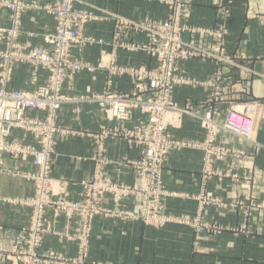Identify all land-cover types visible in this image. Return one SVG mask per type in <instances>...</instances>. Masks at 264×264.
I'll use <instances>...</instances> for the list:
<instances>
[{
  "label": "crops",
  "instance_id": "crops-1",
  "mask_svg": "<svg viewBox=\"0 0 264 264\" xmlns=\"http://www.w3.org/2000/svg\"><path fill=\"white\" fill-rule=\"evenodd\" d=\"M40 5L56 0H24ZM182 2L181 23L198 32L183 34V40L200 47L207 58H195L178 63L177 75L197 81L200 85L221 72L215 89L204 86L176 85L170 102L176 109L188 107L196 117H202L216 95L222 124L228 104H253L255 118L251 140L219 131L214 144L227 151L224 158L205 167L203 153L196 147L171 151L162 169L160 197L163 217L168 222L161 227L144 225L139 221L97 215L93 219L87 264H264V0H179ZM98 7L129 21L143 19L164 20L170 5L164 0H77L75 8ZM228 10V11H226ZM224 16V17H223ZM10 24L9 11L0 9V26ZM224 28V33L220 28ZM54 30L52 17L39 10H31L22 17L18 42L30 47H46L44 38ZM83 35L95 42L80 52L72 48V55L97 65L100 60H112L128 68L152 67L154 58L143 51H128L118 45L146 42L143 33L121 29L114 46L113 24H86ZM2 44L0 43V49ZM204 49V50H202ZM231 57L236 67L222 65L217 57ZM33 71L27 65L13 69L9 89L34 91L44 85L47 73ZM107 79L105 69L93 73L82 71L64 83L62 94L67 98L58 112L57 126L65 131L55 136L52 176L61 181L66 195L81 198V182H87L97 169L96 146L92 136L105 125L117 126L119 137L104 142L103 177L118 185L135 187L138 179L128 161L139 158V148L128 145L124 133L138 120L147 116L138 110L128 122L117 125L108 107L80 101L92 94H100ZM111 93L129 94L132 83L128 76H115ZM32 115L43 117L34 112ZM173 138L200 145L205 131L200 121L178 114L177 125L168 127ZM15 141L32 144L35 138L20 130H13ZM202 142V143H201ZM37 146V144L35 145ZM5 169L32 172V161L2 157ZM32 183L20 177L0 175V195L16 199L30 195ZM108 207L112 203L107 199ZM139 198L128 195L119 208L135 212ZM28 209L11 203L0 204V247H7L10 239L22 235L27 224ZM65 221L59 220L58 229ZM51 251L66 258L76 255L75 243L61 242L47 236L39 252ZM0 264H11L0 257Z\"/></svg>",
  "mask_w": 264,
  "mask_h": 264
},
{
  "label": "built area",
  "instance_id": "built-area-1",
  "mask_svg": "<svg viewBox=\"0 0 264 264\" xmlns=\"http://www.w3.org/2000/svg\"><path fill=\"white\" fill-rule=\"evenodd\" d=\"M76 2L77 0H60L52 8L34 6L35 9L42 10L52 16L55 24L53 32L44 38L46 47H29L18 42L22 28V16L28 7L20 3L19 0L12 2H1L0 0V6H2L0 8L9 11L10 19L8 27L0 26V43L3 46V49L0 50V174L5 170L2 161L4 155L13 159L32 161L36 168L35 173L15 172L13 174V176L33 183L34 191H37L38 194L36 200L31 204L42 201L40 207L42 205L53 206L51 209L54 217L65 212L67 218L76 210L81 212L85 207H89V231L94 215L100 213L95 210L94 206L100 197L106 202L109 199L113 204V209L103 210L108 217L130 219L144 225L164 226L168 219L160 214L162 209L160 197L163 194L162 168L167 155L171 151L197 147L203 151L205 163L222 159L227 151L214 144L215 135L223 129L250 141L249 134L253 119L249 114L252 113V106L242 107L233 102L229 103L222 127L215 122V118L219 116L216 95L212 97V103L207 106L202 117L194 116L188 107L177 110L169 100L170 93L176 85L192 84L193 86L215 89L221 80L220 71L215 72L214 76L202 85L197 81L190 82L176 74L175 65L178 61L207 58L209 55L200 52L191 44L181 41L177 35L171 34L170 30L175 28L182 33L184 31L198 32L200 29L197 31L188 26L180 27L177 15L172 19V22L156 24L154 21H145L137 23L117 18L98 7L75 8ZM165 3L169 4L170 2L165 1ZM98 11L104 12L106 17H97L96 12ZM92 21H110L113 24L114 37L111 39L112 41L116 40L123 28L146 33L149 40L147 45H136V48L150 53L155 59L156 66L150 69L142 67L122 71L110 63L106 66L100 64L96 68L82 58L71 55L72 48L80 52L83 48L90 46L93 41L95 42L94 39L86 38L83 35L86 24L92 23ZM220 32L224 33L223 27L220 28ZM217 62L222 65L237 66L228 56L219 55ZM16 65H27L32 69L34 73L32 82L35 80L37 70L45 71L47 73L45 84L37 86L31 92L9 89L8 86ZM104 68L107 72V79L102 92L90 95L89 101L98 102L100 107H108L110 115L117 125H122L130 120L134 110L147 116L146 120H138L146 122H141L138 128L131 131L136 136L131 143L141 151V156L130 163L138 179V186L131 188L122 186V184L118 185L103 177L101 169L108 162L103 161L102 155H99L93 159L97 164V169L94 171L92 179L97 187L92 189V185L81 182L80 186L86 192V200L76 204H63L60 200L51 199L57 195L61 197L62 182L52 176L50 152L45 144L51 134L58 130L54 121L57 111L66 100L61 94L65 81L70 80L75 73L83 70L93 73L97 69ZM125 73L131 80L132 92L129 94L111 93L110 88L114 76ZM243 109H247V112H243ZM34 112L44 115L43 117L34 116L32 115ZM178 114L189 115L200 121L201 127L206 132V139L202 144L190 145L186 140L171 139L165 134V125L163 126L159 121H177L175 115ZM104 127L105 125L100 127L96 137L98 141L96 145L99 149L102 148L104 140L109 137ZM114 127L116 130L112 136L118 133L117 126ZM13 130L34 135V144L15 141L11 138ZM128 132L129 130L125 132L126 137ZM36 144L37 146H35ZM53 148L54 146L51 147L52 152ZM55 188L57 190L54 191ZM128 195H135L139 198V211L129 212L119 208L121 200ZM8 202L19 203L14 199H7ZM81 208L82 210H80ZM79 240V250L82 254L81 258H83L88 251L86 248L87 239L80 238Z\"/></svg>",
  "mask_w": 264,
  "mask_h": 264
},
{
  "label": "rangeland",
  "instance_id": "rangeland-1",
  "mask_svg": "<svg viewBox=\"0 0 264 264\" xmlns=\"http://www.w3.org/2000/svg\"><path fill=\"white\" fill-rule=\"evenodd\" d=\"M5 1L12 2L13 0H1V2H5ZM19 1H20V3H22V4L26 5V7H28V9L26 10V13H28L31 10H37V9L34 8V6H37V5L43 6V7H47V8H52V7L56 6L60 0H56V1H54V3H50V4L47 3V4H44V5H40V4H37L35 2H26L24 0H19ZM164 1L170 2L169 3L170 11H169V14H168L166 19H164V20H150V19L146 18V19H143V20H141V21H139L137 23H142V22H145V21H154V23H156V24L167 23V22H172V19L177 15V17H178V25L180 27H187L188 26L187 24L181 23V11H182V4L181 3L182 2H180L179 0H164ZM0 7H2V6H0ZM0 9H5V8H0ZM39 11H42V10H39ZM226 11H228V10H226ZM26 13H24V15ZM113 15H115V14H113ZM50 17H52V16H50ZM117 17H119V16H117ZM119 18H123V17H119ZM123 19H125V18H123ZM54 24H55V22H54ZM185 32H187V31H184V32L181 33L179 30H177L175 28H172L170 30V33L171 34L174 33L175 35H177L180 38L181 41H184L183 40V34ZM140 33L144 34V36L146 38V42L144 44H141V45L139 44V46L147 45L149 40H148V37H147L146 33H144V32H140ZM190 33H192V32H190ZM116 41H117V38L114 41V46L117 45ZM118 47H120V46H118ZM193 47H195L197 49L200 48L198 46H193ZM1 49H3V46H2ZM120 49H124V48L121 47ZM199 50H201V49H199ZM202 50H204V49H202ZM143 52H146V51H143ZM179 62L180 61H178V63ZM110 63H113V61L111 59L107 60L105 62L100 60L97 65H92V66L97 68L98 65H100V64H103V65L106 66V65H108ZM178 63L176 65V68H177L176 72H178ZM155 66H156V64H155V59H154V66H152V67L146 66V68L150 69V68H153ZM105 71H106V69H105ZM11 80H12V78H11ZM239 106H242V107L243 106H245V107L252 106V113L249 114V115L253 119V121H251L252 122V128H253V123H254V118H255V107H254V105L253 104H248V105L247 104H242V105L239 104ZM243 112H247V109H243ZM175 117L177 118L176 115H175ZM126 122H128V121H126ZM141 122H146V121H137L135 123V125L133 126V128L130 129L129 132L127 133V137L125 136V133H124L123 137L125 138V140H127L128 145L130 144L132 146H135L133 143H131L134 139L130 135L132 134L131 131H133L134 129L138 128L139 124ZM161 122H162L163 126L165 125V134H167L171 139L183 140V139L173 138L167 132V128L168 127H171V128L175 127L177 125V121H161ZM223 123H224V121L222 122V124ZM222 124H217V125L222 127L221 126ZM252 128H251V131H250L251 133L249 134L250 140H251V136H252ZM104 130L106 131V134L109 135L108 139H112L113 137H119V133L120 132H118L117 135L112 136L113 133H114V130H116L115 127L112 128V129L111 128L107 129L106 127H104ZM98 131L94 134V136H92L93 142H94V144L96 146V154H95L96 157H98L99 155H103L104 142L107 140V138L104 140L102 148L99 149L97 147V145H96V143L98 142L97 139H96V137H97V135L99 133ZM220 131H224V132H226L228 134H232V135L240 138L241 140H245V139L239 137L238 135L230 133V132L225 131L223 129H221ZM139 135H140V133H139ZM244 135H246V133H244ZM32 136L35 138L34 135H32ZM205 139H206V135H205ZM34 142H35V140H34ZM32 144H34V143H32ZM45 145L48 147V144H45ZM217 146L220 147L221 149H223V147H221L219 145H217ZM199 150L203 153V151L201 149H199ZM223 150H225V149H223ZM175 151H177V150H175ZM140 156H141V154H140ZM203 157H204V153H203ZM223 158H224V156H223ZM219 160H221V159H219ZM219 160H212L209 163H205L203 158H202V161H203V164H204L205 167H207V166L209 167L210 164H212L213 161H219ZM133 161L134 160L128 161V164L130 165V163L133 162ZM35 170L32 171V172H29V173H35L36 172ZM15 172H20V171H12V170H9V169H5L4 173H1L0 175L13 176V174H15ZM21 172H23V171H21ZM13 177H18V176H13ZM92 178H93V174H92V177L89 179V181H87L85 183L89 184V185H92V189H95L97 187V185L94 182V179H92ZM161 180H162V175H161ZM109 181H111V180H109ZM29 182H31V181H29ZM122 186H126V185H122ZM137 186H138V184H137ZM32 187L33 188H32V192H31L30 195H26L24 197H20V198L14 199L15 201H17L19 203L8 202V203H11V204H18V205L26 207L28 209V219H27L26 226L22 230L23 234L19 235L18 237H15L13 239H10L9 245L7 247H0V257H3L5 260L10 261L11 264H87V259H88V254H89L90 237H91L92 228H93V219L97 215H102L104 217H108L103 212V210H109V208L113 209V204H112V207H108L107 206V202L103 201L104 199L102 200V197H100L94 203L95 204L94 205L95 206V210L100 212V213L94 215V217H93V219L91 221V229L89 231V207H87V208L85 207L84 211H81V212L76 210L73 214L69 215L68 218H67L65 212L59 213V215L57 217H54L53 210L51 209L53 206L52 207H45L46 205H42L40 207L42 201H40L38 203H35V204H31L32 201L36 200L37 194H38L37 191H34L33 183H32ZM127 187H129V186H127ZM131 188H133V187H131ZM55 190H57V188H55L54 191ZM60 193H61V197H60V195H57L55 197L54 196L51 197V199L57 200V201L60 200V202H62L63 204H69V205L70 204H76L78 202H83V201L86 200V192L82 188H81V198H80V200H74V199L70 198L69 196H67L66 195V193H67L66 189H65V192H64L61 186H60ZM0 199H1L0 204H3V203H7V199H10V198L2 197L0 195ZM160 204H161V202H160ZM139 206H140V203H139L138 208H137V210L135 212L139 211ZM80 210H82V208ZM163 210L164 209H163V206H162V209L160 211L161 215H163ZM40 216H41V218H38ZM60 219H63L65 221L64 227L62 229H58L57 228V225H58ZM52 229H53V231H52ZM47 236L56 237L61 242L75 243V245H76V255L74 257H72V258H66V257H63L61 255H58L57 253L51 252V251H46V252L40 253L39 249L42 246V244L44 242V239ZM80 238L87 239L86 248L88 249V251H87L86 256L83 257V258H81L82 254H81V252L79 250V245H80V240L79 239ZM78 241H79V245H78Z\"/></svg>",
  "mask_w": 264,
  "mask_h": 264
},
{
  "label": "bare ground",
  "instance_id": "bare-ground-1",
  "mask_svg": "<svg viewBox=\"0 0 264 264\" xmlns=\"http://www.w3.org/2000/svg\"><path fill=\"white\" fill-rule=\"evenodd\" d=\"M92 7V6H91ZM106 12V11H105ZM107 13V12H106ZM109 14H111V13H109ZM111 15H113V14H111ZM96 16L97 17H102V18H104V17H106V14L104 13V12H100V11H98V12H96ZM114 16H116V15H114ZM117 17V16H116ZM117 18H119V17H117ZM92 22H102V21H92ZM133 32L134 33H140V32H137V31H135V30H133ZM119 36V35H118ZM117 36V37H118ZM92 40V39H91ZM93 41V40H92ZM94 43V41L90 44V45H92ZM120 47H122V48H124V49H126V50H128V51H142V50H138L136 47V44H128V45H119ZM147 52V51H146ZM70 54L72 55V49L70 50ZM150 54V53H149ZM89 64V63H88ZM91 64V63H90ZM113 64L115 65V67H117L118 69H120V70H122V71H129V70H132V69H139V68H128V69H125V68H122V67H120V66H118V65H116L114 62H113ZM92 65V64H91ZM141 68V67H140ZM175 69L177 70V68H176V65H175ZM83 71H85V70H83ZM88 72V71H87ZM79 73V72H78ZM75 74H77V73H75ZM74 74V75H75ZM176 74H177V72H176ZM73 75V76H74ZM123 75H126V76H128L126 73L125 74H123ZM72 76V77H73ZM115 76H121V75H115ZM114 76V77H115ZM71 77V78H72ZM70 78V79H71ZM67 81V80H66ZM65 81V82H66ZM62 90H63V88H62ZM61 94H62V91H61ZM63 95V94H62ZM92 95H96V94H92ZM64 96V95H63ZM65 97V96H64ZM65 101L62 103V105L64 104V103H66L67 102V98L65 97ZM80 101H84V102H86V101H88L89 103L90 102H93V103H96L97 105H99V103L98 102H96V101H89V98H80ZM62 105L60 106V109H61V107H62ZM100 106V105H99ZM60 109L57 111V113H56V120L54 121V124H56V127H57V129L58 130H56L54 133H52L51 134V136H50V138L47 140V144H48V147H47V150L50 152V161H51V165H52V160H53V153H54V151L52 152L51 151V147H53L54 146V139H55V136H57V135H61L62 133H66L65 131H63V130H60L59 129V127L57 126V117H58V112L60 111ZM44 115V114H43ZM161 124H162V122L161 121H159ZM163 125V124H162ZM138 135H139V133H138ZM107 136V135H106ZM134 140H135V138H136V136H135V134H131L130 135ZM107 139H108V137H107ZM103 146V145H102ZM104 147V146H103ZM33 164V163H32ZM131 165V164H130ZM35 167V166H34ZM132 167V166H131ZM36 169V168H35ZM36 171V170H35Z\"/></svg>",
  "mask_w": 264,
  "mask_h": 264
}]
</instances>
